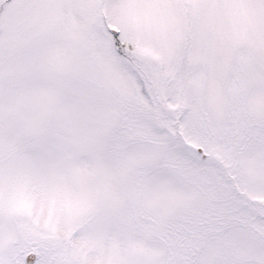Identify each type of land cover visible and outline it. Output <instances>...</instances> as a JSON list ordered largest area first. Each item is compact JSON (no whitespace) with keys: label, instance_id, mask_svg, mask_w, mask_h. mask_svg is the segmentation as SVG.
<instances>
[{"label":"snow or ice","instance_id":"1","mask_svg":"<svg viewBox=\"0 0 264 264\" xmlns=\"http://www.w3.org/2000/svg\"><path fill=\"white\" fill-rule=\"evenodd\" d=\"M0 264H264V0H0Z\"/></svg>","mask_w":264,"mask_h":264}]
</instances>
